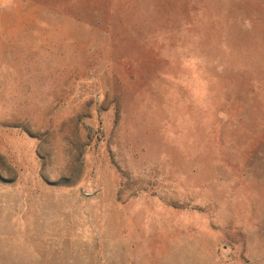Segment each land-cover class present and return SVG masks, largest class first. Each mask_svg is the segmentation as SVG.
I'll return each instance as SVG.
<instances>
[{
	"label": "rangeland",
	"instance_id": "1",
	"mask_svg": "<svg viewBox=\"0 0 264 264\" xmlns=\"http://www.w3.org/2000/svg\"><path fill=\"white\" fill-rule=\"evenodd\" d=\"M0 264H264V0H0Z\"/></svg>",
	"mask_w": 264,
	"mask_h": 264
}]
</instances>
